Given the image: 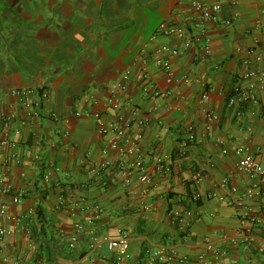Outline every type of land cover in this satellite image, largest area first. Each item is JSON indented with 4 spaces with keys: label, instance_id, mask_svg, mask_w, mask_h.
Masks as SVG:
<instances>
[{
    "label": "crops",
    "instance_id": "obj_1",
    "mask_svg": "<svg viewBox=\"0 0 264 264\" xmlns=\"http://www.w3.org/2000/svg\"><path fill=\"white\" fill-rule=\"evenodd\" d=\"M191 2L0 0V204L10 215L0 219L7 232L0 235V264H112L101 237L115 240L122 231L131 234L123 264H149L147 249L185 259L174 264H264V190L239 206L246 188L261 180L237 169L239 150L264 166V92H257L254 106L228 105L239 77L254 67L247 51L264 59V0H225L221 17L230 24L207 26L200 43L150 40L164 19L197 33ZM162 44L179 51L169 58L179 80L171 85L154 63ZM126 72L121 98L148 120L138 143L147 188L137 171L123 175L135 156L110 151L104 157L112 136H100L93 119L73 116L92 93L101 119L113 123L106 99ZM148 82L162 96L144 97ZM22 90L35 91L29 108L14 94ZM203 93L208 99L200 103ZM206 113L219 121L208 124ZM137 133L134 126L127 131ZM184 139L188 147L179 156ZM166 156L170 171L159 173L157 160ZM104 161L108 169L92 176L90 169ZM244 216L254 220L242 224Z\"/></svg>",
    "mask_w": 264,
    "mask_h": 264
},
{
    "label": "built area",
    "instance_id": "obj_2",
    "mask_svg": "<svg viewBox=\"0 0 264 264\" xmlns=\"http://www.w3.org/2000/svg\"><path fill=\"white\" fill-rule=\"evenodd\" d=\"M225 0H215L214 3L208 4L204 0H192L191 10L195 16L196 22L199 23L200 29L195 34H189L186 28L183 26L176 25L168 19H164L156 33L151 37V41H155L158 37L166 38H176L180 41H183L185 45H191L194 43H200L205 40L206 28L209 25H229L230 22L225 21L221 17L222 6ZM259 44V42H255ZM205 55L210 53L208 44L205 43L203 47ZM249 56L253 57V68L248 69L239 77V84L234 88L233 93L228 98V105L230 107H238L242 105H256L258 102L257 92H264V59L255 54L253 49L247 51ZM179 55V51L176 48H173L169 45L162 44L156 51V57L154 60L155 65L162 73L165 75V81L167 84H174L179 82L178 79L174 76L170 64V57H176ZM144 78L149 81V74L147 70H142ZM130 73L126 72L122 77V82L117 83L110 89V94L106 99L107 106L116 114L115 121L110 124L104 123L101 119V113L97 110V101L92 93H85L81 99L85 109L77 110L73 113L75 118H87L93 119L96 122L97 132L100 136L105 137L107 135L112 136L107 142V145L102 149L101 153L106 157L110 151H116L120 153V156L123 157H133L135 159L128 163L127 168L124 170V177L129 176L130 171H137L139 173V182L147 188L149 186L150 178L147 173H145L143 168V159L140 155L139 141L142 138V132L147 125V116L142 112L138 107H136L131 101L123 100L121 98V93L125 90L124 83L129 79ZM242 84V85H241ZM142 94L144 97H159L158 91L155 89V85L148 82L142 86ZM19 99V103L25 108H29L33 104V98L35 96L34 90H22L14 93ZM162 96V95H161ZM41 98L44 100L48 99V93L43 92ZM208 99V94L203 93L200 96L199 102L203 103ZM32 100V101H31ZM34 104H38L37 102ZM242 112H236V118H242ZM57 120L56 117H54ZM205 119L208 124H213L219 121V117L213 113H206ZM134 126L137 128L138 133L136 136H128L127 131ZM187 131L190 133L193 131V126H190ZM217 143L221 144L220 140ZM5 143H0V151L2 146ZM188 144L187 140H182L177 146V153L179 156H183L187 150ZM225 153V151H223ZM238 155L240 159L237 163V169L245 174H248L252 178H259L261 180L259 184H253L246 188L243 193V196L240 197L238 205L242 206V203L245 199H252L258 196H261L264 190V166L257 160V158L250 154L246 150H239ZM170 159L168 156L163 157L157 160L156 171L163 174H168L170 171L168 163ZM0 164L2 162L0 161ZM109 167L108 161H104L97 167L90 169V174L92 176L101 177L105 170ZM201 176H198L200 180ZM44 181L49 180V175L44 176ZM227 179L222 181V184L225 185ZM0 191H1V179H0ZM144 193H147V190H143ZM200 195L198 193L193 194V199H199ZM14 202H18L17 199H14ZM94 212V218H97L100 213V207L98 205L92 206ZM186 216H190V212L185 213ZM10 218L7 207L0 204V219ZM242 220V224L245 222H252L254 218H247ZM76 231H82L83 226L81 223L76 222L74 225ZM7 232L0 228V235H4ZM130 233L128 231L120 232V236L117 239L112 240L107 236L101 237V242L105 243L108 250L114 254L112 264H123L129 258V238ZM74 243V239L72 240ZM207 250L212 251V246L209 243V240H206ZM97 246V239L95 237L91 238L90 248L95 249ZM146 255L148 258L149 264H174V262L183 263L184 258L178 259L175 253L169 254V258L165 257L162 251H152L150 249L146 250ZM177 259V260H175ZM175 260V261H174ZM199 260H203V257H199Z\"/></svg>",
    "mask_w": 264,
    "mask_h": 264
},
{
    "label": "rangeland",
    "instance_id": "obj_3",
    "mask_svg": "<svg viewBox=\"0 0 264 264\" xmlns=\"http://www.w3.org/2000/svg\"><path fill=\"white\" fill-rule=\"evenodd\" d=\"M3 3H5V0H3Z\"/></svg>",
    "mask_w": 264,
    "mask_h": 264
}]
</instances>
